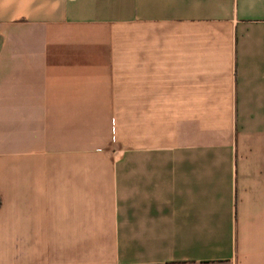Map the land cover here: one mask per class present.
I'll return each mask as SVG.
<instances>
[{
    "label": "crops",
    "instance_id": "1",
    "mask_svg": "<svg viewBox=\"0 0 264 264\" xmlns=\"http://www.w3.org/2000/svg\"><path fill=\"white\" fill-rule=\"evenodd\" d=\"M0 264H264V0H0Z\"/></svg>",
    "mask_w": 264,
    "mask_h": 264
}]
</instances>
